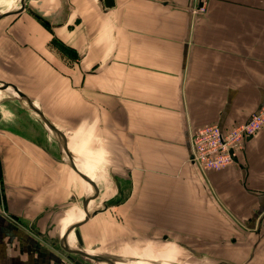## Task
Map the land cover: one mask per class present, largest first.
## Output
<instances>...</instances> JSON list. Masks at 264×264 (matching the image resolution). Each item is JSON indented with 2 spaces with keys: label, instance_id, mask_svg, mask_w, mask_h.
<instances>
[{
  "label": "crops",
  "instance_id": "obj_1",
  "mask_svg": "<svg viewBox=\"0 0 264 264\" xmlns=\"http://www.w3.org/2000/svg\"><path fill=\"white\" fill-rule=\"evenodd\" d=\"M114 1L105 10L98 0L24 3L0 34L23 74L13 84L49 91L25 92L66 138L75 128L107 140L112 172L131 186V217L253 260L264 250V129L221 169L202 171L189 156L197 129L243 122L264 100V0H201L207 13L187 10L197 0ZM171 5L176 16L153 15ZM32 123V134L0 128V264H75L54 243L85 215L68 205L72 166ZM92 165L96 183L104 164Z\"/></svg>",
  "mask_w": 264,
  "mask_h": 264
},
{
  "label": "rangeland",
  "instance_id": "obj_2",
  "mask_svg": "<svg viewBox=\"0 0 264 264\" xmlns=\"http://www.w3.org/2000/svg\"><path fill=\"white\" fill-rule=\"evenodd\" d=\"M23 1L25 8L29 9L33 0ZM157 1L159 2L160 0ZM207 6L206 4L205 8L202 9V13H207ZM18 7H21L20 0H0V10L9 11L12 10L11 8L18 9ZM175 9L176 5H171L164 10L153 6V15L176 16ZM187 10L197 12L195 8H187ZM183 11L185 13L186 9L184 8ZM15 14L1 19L2 21L0 20V34H2V27L5 22H8ZM14 56L15 51L11 50L9 43L6 44L0 39V84L22 83L23 74L20 72L21 67L15 64L16 58ZM7 90V92L0 91V128L3 126L7 127L8 123H11L12 125H17L24 132L28 131L31 133V130H38V127H34L32 123L35 122L37 126L39 124L43 129L44 124L38 119L37 115L26 108L21 100L12 97V95L18 97L15 92L9 88ZM25 91L30 94L34 93L37 97L46 96L49 93L45 89L33 90L29 88ZM60 123L62 124V122ZM44 128V133L48 132L47 134L55 141L46 127ZM66 131H68L67 138L69 139L70 148L76 152H74L75 154L79 155L81 160L83 159V166H81L79 159H76L80 167L86 168L96 163L102 167L104 164L102 176L96 181V187L90 194V200L94 202L89 203V210L93 211L96 205L100 206L103 202L108 204V208L99 215L98 219L93 221V225L89 223V225L82 227L80 236L83 241V247L87 252L107 254L118 264H150L138 261V259L145 258L166 259L174 261V263L177 262L176 264L178 262L181 264H220L224 259L234 262V264H264V250H257L256 257L246 262L244 260L246 256L244 252L241 253L239 251L240 254L237 257L234 254L229 256L225 253L227 251L225 249L209 248L207 241L202 242L189 234L181 232L162 231L158 228V224L152 225L151 228L149 224H145L143 216L135 219L131 217L134 212L133 205L135 202L133 200H125L127 190H130L131 186L128 184V179L123 177L125 176L123 170L119 169L118 171V168H116L112 172L111 166L114 159L110 147L104 142L107 140L104 139L103 141L102 138L98 137L96 139L95 136L90 135L81 136L75 132V128H67ZM55 143L58 145L57 141ZM71 171L74 180L72 194L75 195L73 197L77 201L75 202L72 197L71 200L73 201H69L68 205L73 204L82 209V196L88 193L90 186L78 176L73 168ZM118 189L121 191V195H118ZM117 202H119V205H115ZM184 246L195 250L198 256L191 253ZM85 259L86 261L89 260ZM161 264L169 263L161 262Z\"/></svg>",
  "mask_w": 264,
  "mask_h": 264
},
{
  "label": "built area",
  "instance_id": "obj_3",
  "mask_svg": "<svg viewBox=\"0 0 264 264\" xmlns=\"http://www.w3.org/2000/svg\"><path fill=\"white\" fill-rule=\"evenodd\" d=\"M203 7L198 8L201 12ZM264 129V100L243 122L228 128L218 124L205 125L192 133L189 161L202 171L218 170L234 163L246 138Z\"/></svg>",
  "mask_w": 264,
  "mask_h": 264
},
{
  "label": "water",
  "instance_id": "obj_4",
  "mask_svg": "<svg viewBox=\"0 0 264 264\" xmlns=\"http://www.w3.org/2000/svg\"><path fill=\"white\" fill-rule=\"evenodd\" d=\"M98 2L100 3L103 10H105L107 8H111L115 5L114 0H98ZM20 3H21L20 10H22L24 7V1L20 0ZM197 3H198V8H201L202 7L201 6L202 5L201 0H197ZM20 10H18V11L17 10H9L8 12H2V13H0V18L7 16V15L17 13ZM0 85H2V86H0V91L7 90L9 88L10 90H12L13 92H15L18 95L19 100L25 101L29 110H31L33 113H35L40 118V120L43 122V124L45 125V127L49 131V133H51V135L57 140L59 145L62 147L64 152L68 155V160H69L72 168L75 170V172L79 175V177L86 184H91L92 183L91 178L85 172L78 170L76 164H74L75 163L74 160H76L77 158L79 159L81 166H83V161L81 160L79 155L75 154L76 152L74 153L73 151H71L69 142H68L64 132L61 131L59 128H57L44 115V113L41 110V108L39 107V105L32 98H30L24 91H22L20 88H18L14 84L2 83ZM89 200H90V198H87L86 194L82 196V207H83V210L85 213V215L83 216V220H81L80 222L66 228L65 231L61 234L60 238H57L54 240V243H59L61 249L65 253H67L68 259L71 260L72 262H74L75 264H82V261H81L82 258L91 259L97 263L103 262L106 264H116L115 260L108 257V256L91 254V253L87 252L86 250L83 251V250L76 249V248L70 246L69 243L67 242V237L70 235L71 232H73L77 238V246L81 247L82 246V240H81V236L79 233V227L82 224H84L85 222H87L91 216H93L97 212L101 211V208L94 210V211H90L89 210ZM101 205L104 208H106L105 203H101ZM188 250L191 253H193L194 255L198 256V253L196 251H194L193 249L188 247ZM74 255H77V256H74Z\"/></svg>",
  "mask_w": 264,
  "mask_h": 264
},
{
  "label": "bare ground",
  "instance_id": "obj_5",
  "mask_svg": "<svg viewBox=\"0 0 264 264\" xmlns=\"http://www.w3.org/2000/svg\"><path fill=\"white\" fill-rule=\"evenodd\" d=\"M20 8L21 7H18V9H13V8H11L12 10H20ZM2 12H8V10H0V13H2ZM0 86H2V85H0ZM3 91H8V90H3ZM9 93V92H8ZM10 94V93H9ZM11 95H12V93H11ZM12 97L13 98H15V99H17V98H19V97H14L13 95H12ZM22 101V103H23V105L26 107V108H28V106L26 105V103H25V101H23V100H21ZM29 109V108H28ZM31 111V110H30ZM32 112V111H31ZM33 113V112H32ZM38 117V116H37ZM38 119H40L39 117H38ZM43 123V122H42ZM45 126V125H44ZM72 151V150H71ZM63 152V154L68 158V155L64 152V151H62ZM74 160V159H73ZM74 164H76V166H77V168L79 167V165L77 164V162L74 160ZM78 170H79V168H78ZM85 173L91 178V184H90V187H91V189H95V187H96V183H95V177L96 176H98V167L96 166V165H92V167L90 168V169H85ZM88 195H90L89 194V192L86 194V197L88 198L89 196ZM74 198V197H73ZM90 198V197H89ZM73 200H75V198L73 199ZM106 204V208L108 207V204L107 203H105ZM104 209V207H102L101 205L99 206V205H96L95 207H94V209H93V211L94 210H97V209ZM81 220H83V216L81 217V218H78V219H75V220H73V221H71V222H69L68 223V225L66 226V228H68L69 226H72V225H74V224H76V223H78V222H80ZM65 228V229H66ZM71 240L74 242V243H72L71 242ZM67 242L69 243V245L70 246H72V247H74V248H76V249H79V250H85L84 249V247H83V243H82V246L80 247V246H77V238H76V236H75V234L73 233V232H71L70 233V235L67 237ZM91 254H96V253H91ZM98 255H103V256H108L109 257V255H107V254H98ZM119 257V256H118ZM120 258V257H119ZM127 258V257H126ZM81 261H82V264H89L88 262H90L91 264H106V263H103V262H99V263H97V262H95V261H93V260H87L86 261V259L85 258H82L81 259ZM138 261H140V262H148V263H150V264H161V262H166V263H169V264H176V263H174V261L172 262V261H169V260H166V259H151V258H149V259H138ZM156 262V263H155ZM116 263V262H115ZM116 264H118V263H116ZM178 264H181V263H179L178 262ZM223 264V263H222Z\"/></svg>",
  "mask_w": 264,
  "mask_h": 264
}]
</instances>
